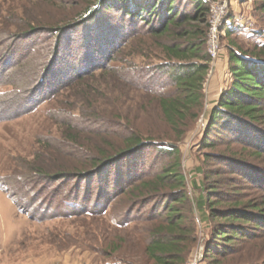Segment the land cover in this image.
Wrapping results in <instances>:
<instances>
[{
	"label": "rangeland",
	"instance_id": "obj_1",
	"mask_svg": "<svg viewBox=\"0 0 264 264\" xmlns=\"http://www.w3.org/2000/svg\"><path fill=\"white\" fill-rule=\"evenodd\" d=\"M209 1L210 5L227 3L225 23L232 25V31L225 33L224 23L218 32L219 48L215 59L209 60L203 85V110L176 141L189 199L185 217L191 240L186 243L185 264H236L248 257L262 259L264 236L247 245L241 255L205 256L214 221L197 208L203 181L197 167L202 165L204 151H209L199 148L198 142L207 111L230 81L229 45L251 49L258 46L257 41L264 43V14L251 0ZM95 2L0 0V264H153L144 251L146 227L150 225L145 220L148 206L135 207L121 227L114 219L122 207L120 198L113 199L101 213L66 215L67 199L95 205L97 175L82 184L68 177L57 181L51 177L59 172L85 171L86 155H97L102 139L116 143L112 134L122 132L121 125L135 127L147 139L175 140L158 106V91L169 89L167 75L155 69L167 61L163 50L146 34L144 42L122 46L106 68L97 67L76 77L84 56L79 29L65 35L49 82L48 76L44 79L42 75L52 58L55 36L50 30L38 29L26 37H16L32 27L49 28L74 20ZM110 15L115 21L120 14ZM100 20L97 34L100 26L106 27V20ZM256 31L262 36H255ZM65 73H69L67 83L57 88L44 92L38 86L40 79L52 84ZM230 145L240 156L251 157L240 144ZM225 147L226 142H222L217 150ZM154 158L146 157L147 171ZM167 161L153 163L152 171ZM218 189L230 203L264 201V190L246 182L221 184ZM204 213H209L208 208Z\"/></svg>",
	"mask_w": 264,
	"mask_h": 264
},
{
	"label": "trees",
	"instance_id": "obj_2",
	"mask_svg": "<svg viewBox=\"0 0 264 264\" xmlns=\"http://www.w3.org/2000/svg\"><path fill=\"white\" fill-rule=\"evenodd\" d=\"M251 1L264 14V0ZM208 11L209 3L204 0H96L74 20L49 28L32 27L16 35L26 37L38 29H47L55 36L44 79L56 72L65 35L79 29L84 56L77 65L82 72L75 73L76 77L97 67L106 68L122 46L144 42L146 34L163 50L167 61L157 64L155 69L167 75L169 89L158 91V106L175 140L147 139L135 127L121 125L122 132L112 134L116 143L102 139L103 146L97 148V155H86L85 171L59 172L51 177L53 181L68 177L82 184L97 175L95 205L91 208L76 201L77 198L67 199L66 215L101 213L113 199L120 198L122 207L114 219L121 227L135 207L148 206L145 220L150 225L146 227L144 251L153 264H185L186 243L191 240L185 217L189 199L176 141L199 117L204 106L203 85L210 60L206 48ZM110 12L120 15L112 21ZM97 19L106 20V27L100 26L99 34ZM139 23L144 25L140 27ZM231 27L225 23V33L231 32ZM261 34L255 32V36ZM257 42L258 46L251 49L229 45L230 81L207 111L206 126L198 142L199 148L209 150L204 151L202 165L197 167L203 181L196 200L199 212L214 221L204 249L207 257L241 255L264 236V201L230 203L218 189L221 184L246 182L264 190V43ZM68 75L65 73L63 79L58 78L52 84L40 79L38 86L42 91L52 90L67 83ZM222 142L227 147L217 150ZM235 143L250 151L247 153L251 157L240 156L235 146L230 145ZM149 155L155 156V162L147 171ZM160 159L168 161L152 171ZM219 203L223 207H218ZM207 208L209 213H204ZM236 264H264V256L260 260L248 257Z\"/></svg>",
	"mask_w": 264,
	"mask_h": 264
},
{
	"label": "built area",
	"instance_id": "obj_3",
	"mask_svg": "<svg viewBox=\"0 0 264 264\" xmlns=\"http://www.w3.org/2000/svg\"><path fill=\"white\" fill-rule=\"evenodd\" d=\"M211 2V1H207ZM210 5V4H209ZM228 10L227 3L217 2V4H211L209 6V18H208V33H207V51L210 61L216 57L218 46V32L221 31L222 25L225 23L226 12Z\"/></svg>",
	"mask_w": 264,
	"mask_h": 264
},
{
	"label": "crops",
	"instance_id": "obj_4",
	"mask_svg": "<svg viewBox=\"0 0 264 264\" xmlns=\"http://www.w3.org/2000/svg\"><path fill=\"white\" fill-rule=\"evenodd\" d=\"M50 264H59V263H56V262L54 261V262H51Z\"/></svg>",
	"mask_w": 264,
	"mask_h": 264
}]
</instances>
